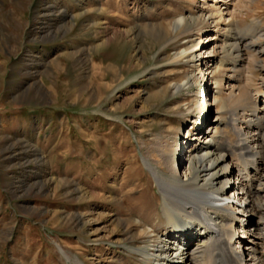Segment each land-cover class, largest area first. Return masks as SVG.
<instances>
[{"label": "rangeland", "instance_id": "374dc122", "mask_svg": "<svg viewBox=\"0 0 264 264\" xmlns=\"http://www.w3.org/2000/svg\"><path fill=\"white\" fill-rule=\"evenodd\" d=\"M252 22L264 0H0V264H152L130 250L169 231L146 163L186 178L234 101L222 35Z\"/></svg>", "mask_w": 264, "mask_h": 264}, {"label": "bare ground", "instance_id": "6f19581e", "mask_svg": "<svg viewBox=\"0 0 264 264\" xmlns=\"http://www.w3.org/2000/svg\"><path fill=\"white\" fill-rule=\"evenodd\" d=\"M200 18L204 16L190 20L195 23ZM185 23L181 16L173 28ZM257 27L252 22L254 34L243 35L231 24L222 35L223 58H230L229 67L237 75L232 78L236 93L230 94L231 106L219 96L212 98L218 120L202 145L189 148L186 174L192 176L180 180L172 170L162 174L161 165L146 163L162 198V222L169 226L164 234L156 228L151 231L153 245L130 248L148 263L264 264V83L253 90L241 83L244 75L237 74L248 68V58L253 67L264 68V35ZM223 58L207 69L209 74L227 66ZM214 84L219 91L221 83ZM224 132L234 136L233 143ZM160 156L167 160L165 153ZM132 216L140 221L139 214ZM236 224L242 235L234 231Z\"/></svg>", "mask_w": 264, "mask_h": 264}]
</instances>
